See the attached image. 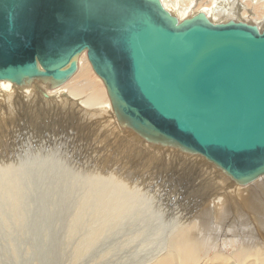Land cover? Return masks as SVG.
Instances as JSON below:
<instances>
[{
    "label": "bare ground",
    "instance_id": "obj_1",
    "mask_svg": "<svg viewBox=\"0 0 264 264\" xmlns=\"http://www.w3.org/2000/svg\"><path fill=\"white\" fill-rule=\"evenodd\" d=\"M163 2L181 18L205 11L215 22L234 19L264 27V17L255 8L264 0ZM84 76L92 80L70 82ZM71 79L54 89L0 82L2 151L8 136L23 135L13 142L14 150L28 137L20 157L28 158L21 159L26 166L38 167L36 177L28 182L24 171L20 179L13 178L8 155L0 160V264H112L125 249L132 258L124 261L136 260L133 264H251L249 248L243 251L245 247L236 246L239 239L256 245L253 235H264V174L255 181L239 182L201 155L146 141L114 116L104 80L86 54ZM70 149L71 155H64ZM118 164L133 177L119 183L117 178L127 172L115 169ZM169 167L188 171L184 179L193 182L183 196L198 203L186 213L178 212L175 204L178 220L172 221L171 230L187 223L160 235L157 227L164 217L157 203L180 193V186L174 192L172 182L161 181ZM105 169L115 176L97 177ZM154 182L159 190L152 192ZM207 212L209 223L203 219ZM202 229L213 239L208 250L215 254L206 255L204 262L202 251L207 245L197 241ZM157 237L163 240L160 246L152 242ZM145 244L152 252L142 253ZM263 246L264 240L256 255L264 252ZM141 254L144 259H135Z\"/></svg>",
    "mask_w": 264,
    "mask_h": 264
},
{
    "label": "water",
    "instance_id": "obj_2",
    "mask_svg": "<svg viewBox=\"0 0 264 264\" xmlns=\"http://www.w3.org/2000/svg\"><path fill=\"white\" fill-rule=\"evenodd\" d=\"M83 54L146 141L239 182L264 174V27L181 18L163 0H0V82L54 89Z\"/></svg>",
    "mask_w": 264,
    "mask_h": 264
},
{
    "label": "rangeland",
    "instance_id": "obj_3",
    "mask_svg": "<svg viewBox=\"0 0 264 264\" xmlns=\"http://www.w3.org/2000/svg\"><path fill=\"white\" fill-rule=\"evenodd\" d=\"M207 5H209V6H212V2H207L206 3ZM256 9L257 8H259V11H260V15H262V17H264V4H262V5H258V6H256L255 7ZM249 12H247L246 14H248ZM79 74V73H78ZM76 78V77H75ZM71 79V83H74V82H76V81H80V82H82L83 80H86V81H89L90 79L92 80V78H90V76H84L83 78H81V79H79V80H77V79ZM69 82V83H70ZM68 84V83H67ZM43 130H44V127L42 128ZM58 130H60V129H58ZM18 131V130H17ZM16 131V132H17ZM22 137H23V135H20L19 134V137L18 138H15L14 139V136H8L7 137V139H6V142H7V144H6V146L4 147V151H2V147H1V145H0V154H1V157H0V160L4 157V156H6V155H8V158L9 159H11L12 160V162L9 164V168H10V170L12 171V175H13V178H19L20 179V177H21V174L23 173V171H24V173L26 174V179H27V181L29 182H31L35 177H36V173H37V171H38V167L36 166V164H33V163H31L30 165H28V166H26L25 165V163L21 160V159H25L26 157H20V154H22V155H24L23 153V149H24V145H26V144H28L29 143V140H28V137H27V141L28 142H26V143H23L22 145H20L19 147H18V150H14V149H12V145H13V142H15V141H18L20 138L22 139ZM42 138V137H41ZM41 138H39V139H41ZM1 140V139H0ZM63 142H65V141H63ZM39 143H40V141H39ZM56 148H59L60 149V147L59 146H56ZM11 152H13V154L11 155V156H9V153H11ZM71 152H72V149H70L69 151H67L64 155H66V156H69V155H71ZM52 153V152H51ZM26 159H28V158H26ZM14 162H16V163H14ZM117 167H119V169H120V171H126L127 172V174L125 173L123 176H121V177H119V178H117V181L119 182V183H121V182H123L124 180H128V179H130V178H132L133 177V174H132V172H128V169L126 170V167L124 166V165H121V164H118V165H115V169H117ZM177 170H179L178 168H171V167H169L168 168V170H167V172L164 174V177L163 178H161V181L163 182V183H171L172 184V190L174 191V192H176L177 191V186H180L178 189H180V193H178L177 195H176V198H172V197H169V196H165V197H163V199L161 200V201H163V202H165V203H162V204H160V203H157L158 204V207H159V209H158V211H159V214H161V215H163V217H164V219L161 217V219H162V223L159 225V227H157V230H158V232L160 233V235L162 234V233H170L173 229H174V227H173V229L171 230V225H172V221H175V220H178V218H175V210H176V207L174 206L175 204L177 205V207H178V212H181V213H186L187 212V210L191 207V206H194L195 205V203H196V205H197V203L198 202H195V201H193V200H190V199H188V200H186L185 198H184V196H183V193H184V191L187 189V187L188 186H190L191 185V183L193 182L192 180H185L184 178H185V175L186 174H188V171L186 170V169H184L183 168V171L182 172H179V171H177ZM97 177H99V178H103V179H112L114 176H115V173L113 172V170H111V169H105V170H101V171H98L97 172ZM38 180V177L36 178V181ZM21 181V180H20ZM160 181V180H159ZM263 182V181H262ZM156 184V182H154L153 183V185H152V187H151V190H152V192H155L154 191V188H155V190H159V188H156L154 185ZM169 189L168 188H166L165 190H164V192H166V191H168ZM247 190V189H246ZM247 192H248V190H247ZM246 191H245V193L246 194H248ZM257 193V192H256ZM262 195H264V193L262 194ZM167 198V199H166ZM183 198H184V200H183ZM171 199V200H170ZM173 199H176L177 201L176 202H174L173 204L172 203H170ZM156 201V200H155ZM161 201H159V202H161ZM188 201V202H187ZM192 201V202H191ZM167 202V203H166ZM185 202V203H184ZM189 202H190V204H189ZM194 202V203H193ZM181 203V204H180ZM205 204V203H204ZM187 206V207H185V206ZM168 206V207H167ZM190 206V207H189ZM183 207H185V208H183ZM187 208V209H186ZM167 209V210H166ZM180 209V210H179ZM186 209V210H185ZM163 210V211H162ZM164 210H166V211H164ZM183 211V212H182ZM165 212V213H164ZM166 214V216L167 217H165V215L164 214ZM171 215H172V217H171ZM204 216V220H206V219H208L207 220V222L209 223V218H210V216H208V212L206 213V214H204L203 215ZM207 217V218H206ZM187 223V222H186ZM186 223H183L182 225H180V226H178V227H176L174 230H180L182 227H184L185 225H186ZM190 224H192V223H190ZM164 225V226H163ZM163 228H162V227ZM168 226V227H167ZM161 227V228H160ZM166 228V229H165ZM179 228V229H178ZM163 229V230H162ZM168 230V231H167ZM204 231H205V229H202V231H197V233H199V239L197 240V241H199L200 243L202 242V245L204 244V246H206L207 245V248H205V250L206 251H202V254H203V262L206 260V255L207 256H209L211 253H210V249L208 250V247H210L211 246V242L213 241V239L211 240H209L208 238H211V237H209L208 236V234L206 235L205 233H204ZM200 233H202L201 235H200ZM159 235V236H160ZM202 238V239H201ZM264 238V235H259V236H255V235H253V240H256L257 242H258V244H256V245H252V243H250L249 245H246V244H244L246 241H243L242 239H239L237 242H238V245L236 244L237 242H235L234 243V245H231V247H233V246H236V247H238L239 245L241 246L240 248H244L245 247V249L243 250V251H246L247 250V248H249V250H247V252L249 253L250 252V254L252 255V263L251 264H264V252L261 254V255H256V253H255V251L259 248V246L262 244V242H263V239ZM157 239V240H156ZM156 239H154V240H152V242L154 243V245H156V246H160L161 244V242L163 243V240L162 239H160L159 237H157ZM201 239V240H200ZM261 239H263L262 240V242H260V240ZM146 240V239H145ZM205 240V241H204ZM207 240V241H206ZM241 240V241H240ZM158 242V243H157ZM240 242V243H239ZM244 242V243H243ZM260 242V243H259ZM210 243V244H209ZM212 243H214V242H212ZM147 244V243H146ZM144 245V248H141V250H142V253H144V250H149L150 248H148V246L147 245ZM159 244V245H158ZM206 244V245H205ZM210 245V246H209ZM146 246V247H145ZM152 246H153V244H152ZM230 246V245H229ZM135 249H137V247L135 246V248H133V250H135ZM263 249H264V246H263ZM127 250H129V249H127ZM126 249L125 250H123V251H127ZM133 250H131V251H133ZM122 251V253L120 252L119 254H117V255H115L114 257H116L117 256V258L116 259H112V264H115V262H116V264L118 263V264H133V263H135L136 262V260H133V263H131L130 261H124V259H126V258H128L129 256V258L131 259L132 257H131V255H127L126 254V252H123ZM149 252H152V250H149L147 253H149ZM207 253V254H206ZM209 253V254H208ZM214 254V252H212V254L211 255H213ZM122 255H123V257H122ZM144 255V256H143ZM150 255V254H149ZM148 255V257H150L153 261H155L156 259H153L154 258V256L153 255H151V256H149ZM215 255V254H214ZM119 256H120V260H119ZM126 257V258H125ZM144 257H145V254H141V255H137V257L135 258V259H138V258H141V259H144ZM212 257V256H211ZM122 258V259H121ZM124 258V259H123ZM130 259H128V260H130ZM116 260V261H115ZM201 260V261H202ZM113 261H115V262H113ZM36 264V263H35ZM38 264H40V262L38 263ZM107 264V263H106Z\"/></svg>",
    "mask_w": 264,
    "mask_h": 264
}]
</instances>
